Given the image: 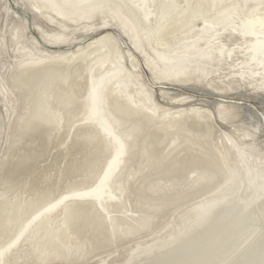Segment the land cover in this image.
Returning a JSON list of instances; mask_svg holds the SVG:
<instances>
[{"label":"bare ground","instance_id":"obj_1","mask_svg":"<svg viewBox=\"0 0 264 264\" xmlns=\"http://www.w3.org/2000/svg\"><path fill=\"white\" fill-rule=\"evenodd\" d=\"M32 19L36 21L31 22ZM96 19H101V22H96ZM48 26L58 29L50 31L52 29ZM32 31H36L38 36H33ZM27 34H30L31 39ZM0 63L5 65L13 79L16 78L17 85L22 84L14 88L13 79L7 78V81L3 80L4 76L0 77V95L6 97L7 93H12L10 98L15 99L17 105H21V101L25 103L22 112H17L13 118V124L16 123V129L19 130L15 144L25 142L22 147L28 153L25 152L28 156L24 160L18 158L10 166L5 161L4 167L2 165L0 168V179L11 176L8 180L13 183H10L13 187L14 178L17 179L16 170L23 165L24 169L30 168L32 165L29 162L36 159L33 176H18L24 186L34 179L37 184L35 187L39 190L50 178V175L45 174H52V171L51 176H54L55 171L59 172L57 177L50 178L55 186L58 182L63 183V188L83 185L68 189L70 191L46 200L47 203L43 200L48 192L42 191L37 201L33 202L41 203L39 206L36 204V207L27 202L35 208V213L32 216V213H28L30 219L23 222L16 230L18 232L12 234L6 243L1 239L8 237V231L13 226L8 220L11 207L18 206L17 202H20H9V197L7 199L5 195L7 202L2 199L6 204L2 212L6 216L0 219V264H34L36 260L30 262L32 253L36 255L34 259L41 263H65L147 227V234L154 235L155 240L150 243L145 240V244L140 241L141 236L134 235L143 245L136 244L139 243L136 240V247H129L131 250L128 252L131 253L122 263H118L129 264L143 253L191 238L197 239L210 224V227H215L219 223L216 219L235 205L240 206V212L252 218V224L257 227V237L264 236V225L254 223L258 218L255 212L264 204V116L233 96L248 92V97H258L264 102V0H0ZM76 79H81L78 87H70ZM174 85L193 87L216 98L174 95ZM24 89L27 94L22 96L20 93L21 90L25 93ZM157 90L166 104L192 103L181 109L163 106L156 99ZM125 102L133 107L124 106ZM203 103L211 106L203 109ZM12 104L8 105V109ZM81 106L83 112H79L83 116L78 114L79 118L70 124L68 118L77 114ZM68 111H71L68 118L64 117ZM137 114L141 115L140 120L131 121L132 116L134 120ZM29 120L34 121L30 123ZM241 121L245 122L246 127L240 124ZM150 124L157 129L158 125L178 127L177 131L172 129L176 133L165 144L160 157H154L155 154L149 148L151 142L146 140L150 134L147 135L144 130ZM224 125L231 129L223 130ZM164 128L159 132L164 131ZM157 143L160 145V142ZM99 144L104 146L101 149L103 153L108 150V156L111 153L108 160L103 159L106 161L104 165L101 162L102 170L98 167L101 160L95 159L97 151L101 153ZM54 151L60 152L62 162L68 167L62 169L60 164H47ZM183 151L187 152L195 165L192 170L186 166L184 170L190 172L183 176L186 177L185 181L192 178L190 181L195 182L199 179L195 182L198 186L196 191H193V187L191 190L186 182L184 186L187 185L191 191L184 190L179 192L180 195H175L180 186L179 167L176 171L168 168L167 173L159 172L161 175L157 180L155 175L153 182L143 183V187H139L138 183V188L132 186V179L142 175L139 172L150 171L158 163L165 165L169 161L170 164V158ZM44 153L47 155L40 158ZM7 155L4 157L7 158ZM135 155H138L136 164ZM183 155L178 156L180 161L186 160L187 155ZM7 166L9 169L6 170ZM92 166L100 172L94 171ZM86 167L90 168H87L89 171L77 176ZM62 172L64 174L60 176ZM219 172L220 181L217 183L214 175ZM145 179L142 177L138 180L147 181ZM90 180L93 183L88 186ZM212 180L219 190L212 192L210 189L212 193L200 203L197 201V205L185 201L188 206L184 208L181 202L182 208L178 207L181 205L180 198H184L182 195L191 194L188 196L190 200L194 192L197 194L201 190L199 187ZM129 182L137 189L133 190L130 186L133 195L127 193ZM86 183L88 187L84 186ZM7 186L10 188L9 184H4V188ZM207 189L205 187V191ZM171 192L172 196L165 197V193L170 195ZM202 194L205 196L207 193ZM158 199H164L165 202ZM176 200L179 205L176 203L178 206H173ZM129 203L135 209L132 208L130 212H138L134 216L129 213L131 221L126 215ZM25 206L23 208L26 210L30 207ZM166 210H169L171 217H179L178 227L172 226L174 221L171 225L169 220L161 219ZM115 211L120 214L112 215ZM55 216L59 221L53 227L42 224L44 218ZM64 222L65 229L59 231L58 224ZM41 228L45 231L41 237H45L46 241L37 242L34 238ZM193 231H196L195 234L189 238ZM81 236L84 238L80 240ZM70 239H73V243H69ZM30 243L33 244L31 254L26 249Z\"/></svg>","mask_w":264,"mask_h":264},{"label":"rangeland","instance_id":"obj_2","mask_svg":"<svg viewBox=\"0 0 264 264\" xmlns=\"http://www.w3.org/2000/svg\"><path fill=\"white\" fill-rule=\"evenodd\" d=\"M15 22H18L17 21V19H15L14 20ZM14 21H13V23H14ZM36 21V19H32L31 20V22H35ZM96 22H101V19H96ZM48 28H51L52 30H50V31H54V30H57L58 28H56L55 26H48ZM33 36H38V33L36 32V31H32V33H31ZM27 36L29 37V39H31V36H30V34H27ZM120 37V36H119ZM121 39V38H120ZM122 40V39H121ZM123 43V42H122ZM2 64L0 63V66H1ZM5 65H2L1 67H0V73H1V71H3L4 70V72H2L0 75V77L2 78L3 76H4V78H3V80H7L8 81V79H13V75H11L10 76V72L8 71V73H7V71H6V69H5V67H4ZM2 67H4V68H2ZM1 69H3V70H1ZM33 71H35V70H33ZM6 73L8 74V75H6ZM6 77V78H5ZM0 78V79H1ZM8 78V79H7ZM80 80L81 79H76V81L74 82H71V86L70 87H78V84H79V82H80ZM11 80H9V82H10ZM15 81H17L16 80V78H14L13 79V85H14V88H15V86L17 85L16 84V82ZM15 82V83H14ZM76 83V84H75ZM32 84V83H31ZM17 86H22V84H18ZM32 86H33V84H32ZM176 85H174L173 87H174V89H173V91H175L174 92V95H181V94H184V95H187V96H191V95H193V96H197V97H207V98H213V99H215L216 98V96H207L208 94L207 93H205V92H202V91H197V89H193V87H186V86H183V87H181V86H179V85H177L178 87H175ZM69 87V86H68ZM68 87H66L67 88V90L70 88H68ZM187 88V89H186ZM194 88H197V87H194ZM6 89H8V88H6ZM25 90V93H23L24 91L23 90H21V92L23 93H20L22 96L23 95H26L27 93H26V89H24ZM11 94L12 93H10V94H6L9 98L8 99H10V100H8V99H6L7 98V96L5 97V96H1L0 95V98L2 97L4 100L3 101H6V102H4L3 103V101H2V98L0 99V168L2 167V165H3V163L5 162V161H8V165L10 166V163H12V162H16V160L18 159V158H21V160H22V158H23V160H24V157L26 158V156H28V155H25L27 152L26 151H24V150H26L24 147H22L23 146V144L25 143V142H20V144L18 145V144H15L17 141H16V137H17V135L16 134H18V132H19V130L18 129H16L17 127H16V123H14L13 124V118H15V116H16V114H17V112H22V109H23V107H24V104L25 103H22V101H21V105H17V102L15 101V99L13 100V98H10V97H12L11 96ZM202 94V95H201ZM184 95H182V96H184ZM248 95H249V93L248 92H246V94H245V92L242 94V95H233L234 97H236V99H238V100H242V101H245L249 106H251L252 107V109L255 111V112H257V113H263V116H264V102L262 101V100H260L258 97H248ZM21 97V96H20ZM26 98L28 99V97L26 96ZM257 98V99H256ZM29 99H30V97H29ZM156 99L163 105V106H166V107H173L174 109H181V108H186V107H188V105L190 106V104L192 103V102H189V103H187V101H184V102H178L177 104L175 103V104H166V102L160 97V93H159V90H157V97H156ZM227 99V98H226ZM259 99V100H258ZM12 100V101H11ZM9 101H11L10 103H9ZM9 103V104H8ZM184 104V105H180V104ZM10 105V104H12L11 106L13 107V109L11 108V106H9V109H8V105ZM16 106H15V105ZM119 105L120 104H122V101L120 102V103H118ZM124 104V106H127V107H129V106H132L133 107V105H131V104H129L128 102H125V103H123ZM204 104V105H203ZM203 104H201V105H203L202 107H203V109L205 108V107H208V106H211V105H209V104H207V103H203ZM129 105V106H128ZM5 106H7V107H5ZM16 107V110H15V107ZM5 107V108H4ZM82 108L81 109H77V111H78V113L76 114V113H74V115L71 117V118H68L67 117V115H69L70 113H71V111L69 112L68 111V113H64V117H67L68 119H69V121H70V124H72L73 123V121L75 120V118L77 119V118H79V115L78 114H80V112H83V106H81ZM7 108V109H6ZM5 109V110H4ZM10 109H11V111H10ZM14 110V111H13ZM84 110H87V109H85L84 108ZM9 111L12 113H9ZM33 111V110H32ZM80 111V112H79ZM5 112V113H4ZM8 112V113H7ZM114 112V114L115 113H117V112H115V111H113ZM2 113V114H1ZM83 114V113H82ZM82 114H80L81 116H83ZM118 115H120L119 113H117ZM10 115V116H9ZM78 115V116H77ZM135 116H136V118H135ZM134 116V120H133V116H132V119H131V121H134V122H136V119L137 120H140V117H141V115H139V114H137V115H135ZM137 116H139V117H137ZM60 117H63V115H60ZM12 118V119H11ZM58 118V117H57ZM3 119V120H2ZM248 120H250V119H248ZM34 120H29V122L31 123V122H33ZM244 123V124H243ZM240 124H242L243 126H245L246 127V124H245V122L244 121H241L240 122ZM13 125H15V126H13ZM75 125V124H74ZM76 126V125H75ZM161 126V125H160ZM159 125H158V129H157V127L156 126H154V125H149L148 127H146L145 126V132H146V134L148 133V134H150L148 137L150 138V139H148V137H147V139L146 140H148V141H150L151 143L149 144V148L150 149H152V152H153V154H155L154 155V157H160L162 154H163V152H164V147H165V144H167V143H169L170 142V138H172L173 136H174V134L176 133V131L178 130V127L176 128V127H170V126H162V127H160ZM149 127H151V128H149ZM152 127H154L156 130H153L152 129ZM163 127H165L164 128V131H163V133L161 134V132H159L161 129H163ZM149 128V129H148ZM160 128V129H159ZM170 128V129H169ZM225 128V129H224ZM74 129V128H73ZM152 129V131L151 132H149L150 130ZM169 129V131H167ZM172 129H176V131H173ZM222 129L223 130H226V129H231V128H229V127H226L225 125H224V127H222ZM83 130H85V129H83ZM166 130V131H165ZM156 131V132H155ZM174 133H173V132ZM144 132V133H145ZM164 132H166V133H164ZM173 133V135H172V133ZM147 134V135H148ZM166 134V135H165ZM168 135V136H167ZM140 136V135H139ZM156 136V137H155ZM158 136V137H157ZM165 136V137H164ZM172 136V137H171ZM161 138L162 139H164L163 141L161 140ZM70 140L69 141H71V137L69 138ZM141 139V138H140ZM26 141V140H25ZM68 141V140H67ZM157 142H160V145H158V143ZM14 143V144H13ZM23 143V144H22ZM70 143V142H69ZM12 145H14V146H12ZM51 145V144H50ZM100 146H101V148H100V146L98 147L99 149H100V151H101V153L100 152H98L97 151V153H96V155H95V159L97 160L98 158H99V160H101L100 162H99V165H98V167L100 168V165L102 164L101 162H103V165L105 164V160H108V158L110 157V154H109V156H108V151H106L105 153H103L102 152V150L104 149H102V146L103 145H101V144H99ZM155 145V146H154ZM196 146V145H195ZM201 146V145H200ZM199 145H197V147H200ZM104 147V146H103ZM157 147V148H156ZM24 148V149H23ZM148 148V149H149ZM22 149V150H21ZM98 149V150H99ZM102 149V150H101ZM156 150V151H155ZM23 153V154H21V152ZM26 152V153H25ZM41 152H43V151H41ZM184 152V153H183ZM183 152H181L180 154H178L177 156L176 155H174L172 158H170V164H169V161H167L166 163H165V165L164 164H162V163H158L157 165L160 167V165H161V167L158 169V168H156V166H154V167H152V169L153 170H155V168L157 169V170H155L158 174H154V173H156V172H154V171H152V169L150 170V171H145V172H139V174L141 175H143V174H147L148 172L150 173H148L147 175L145 174L144 176H142L143 177V180H144V178H146L145 180H147V181H139L138 179H142V177L140 176V177H138V179H136L137 177L135 176V178H133L132 179V183L134 182L135 183V181H136V184H132L131 182H129V185H127V187L129 186H131V184H132V186L134 185V186H136L137 188H138V184H139V187H143V185L145 184V183H147V182H149V181H152L153 182V180H154V178H155V175H157L156 176V180H157V178L159 177V175H161L160 173H167L166 172V169L167 170H169L168 168H170V170H175L176 171V169H177V167H179V168H181V172H180V170H179V178H180V180H179V191L178 192H175V195L176 196H178V195H180L179 194V192L180 191H191V190H193L194 188V190L193 191H196V189H197V185H195V182H198L199 181V179H196V181L195 182H193V181H190L191 179H187L186 181H185V179H186V177H184V176H187V175H189V174H187V173H189L190 172V170H192L193 168L192 167H194L195 165L193 164V161H192V159L191 158H189V156L187 155V152L186 151H183ZM7 153H9L10 155H7ZM18 153V154H17ZM173 153H175V151L173 152ZM173 153H171V154H173ZM7 155V158H5L6 157V155ZM28 154V153H27ZM103 156H102V155ZM183 154H186L187 155V157H188V159H187V157H186V160H184V161H180L179 159V157H181V156H184ZM47 155V153H44L42 156H40V158H42V157H45ZM97 155H99V156H97ZM100 155H101V157H100ZM158 155V156H157ZM180 155V156H179ZM5 156V157H4ZM108 156V157H107ZM136 156V155H135ZM135 156H133V157H135ZM169 156H171V155H169ZM179 156V157H178ZM8 157H9V159H8ZM51 161L49 162V163H47L49 166H53V165H55V164H57V165H59L60 164V167H62V169H65V166H67L65 163H63L62 161L63 160H61L62 158L60 157V152L59 151H54L53 152V154L51 155ZM106 157H107V159H106ZM137 157H138V155L136 156V159H134V158H132L131 160H132V162L131 163H133V159H134V163L136 164V160H137ZM176 157V158H175ZM3 158V159H2ZM12 158V159H11ZM15 158V159H14ZM101 158V159H100ZM105 158V160H103ZM178 158V159H177ZM5 159V160H4ZM6 159H8V160H6ZM175 159V160H174ZM3 160V161H2ZM26 160V159H25ZM11 161V162H10ZM105 161V162H104ZM175 161H176V163L177 164H175ZM179 161V162H178ZM188 161V162H187ZM192 161V162H191ZM190 162V164H188ZM33 163H36V159L35 160H33V161H31V162H29V164L30 165H32L30 168H26L25 167V169L24 168H22L23 166H21V167H19L16 171H17V179H15L14 178V186L12 187V182H9V180H8V178H11V176H8V178H6V179H0V181L2 182V183H4L5 185H7V184H9V186H10V188L7 186L6 188L8 189V191H7V189L6 188H4V184H1V182H0V186H1V189H0V204H2V208L0 207V213H2L1 215H0V219L2 218V219H4L5 218V216H6V213H3L2 212V210L4 209V205L6 206V204L5 203H3L4 201L3 200H5L4 199V197H5V195L7 196L6 198L8 199V197H9V199L8 200H10L9 202H11L12 200H13V203L14 202H16L17 200H19V202L20 203H18L17 202V204H18V206L17 205H13L12 203V212L9 214V219L8 220H11L10 221V223L13 225L12 227H11V229H9V231H8V233L10 232V234H8V237L6 236V237H3L1 240L2 241H4V243H6L7 241H8V239L10 238V237H12V234H16L18 231H16V230H19V228L24 224V223H26V221L27 220H29L30 219V216H32L33 215V213H35V208L34 207H36V206H39L40 204H35V203H33V202H36L37 201V198H38V194H41V193H43L42 191H44V192H46V194H47V192H48V194L45 196V198L46 199H44L43 201H45V203H47V201H49V200H52L53 198H55L56 196H58L60 193H62V192H65V191H70V190H73V189H76V188H80V187H83V185H74V187H76V188H74V187H72V186H70L69 188L66 186V187H64L63 188V186H62V182L60 183V182H58V183H60V184H56V186H55V184L53 183V182H50V181H52L51 179L53 178H55L54 176H56L57 177V174L59 173V172H54V176H51V175H53V171H52V174H45V176L47 175H50V178L48 179L47 178V181H46V183H44V184H42L40 187L42 188V190H41V188L39 187V190L35 187L37 184H35V182H34V179H32L29 183H27V184H25V186H27V188L22 184V181L19 179V175L20 176H28V175H31V176H33V174H34V172H35V169H33L34 167H33ZM182 163V164H181ZM184 163V164H183ZM42 165H43V163H41ZM130 164V163H129ZM128 164V165H129ZM167 164V165H166ZM173 164V165H172ZM37 165V164H36ZM170 165V166H169ZM172 165V166H171ZM177 165V166H176ZM182 165V166H181ZM188 165H189V167H188ZM192 165V166H191ZM9 166H7V167H5L6 168V170L7 169H9L8 167ZM185 166V167H184ZM186 166H187V169L188 168H191L190 170H189V172H188V170L186 171V170H184V169H186ZM3 167H4V165H3ZM68 167V166H67ZM91 167V166H90ZM93 167V166H92ZM101 167H102V165H101ZM166 167V168H165ZM182 167H183V170H184V172H183V170H182ZM22 168V169H21ZM90 169L89 167H86V168H82V170H80L79 172H81L80 174H78L77 173V176H79V175H82V173H85L86 172V170L87 171H89L88 169ZM94 168V171L95 170H97L98 168H96V167H93ZM103 168V167H102ZM102 168H100L101 170H102ZM128 168V167H127ZM126 168V169H127ZM164 168V169H163ZM171 168H173V169H171ZM175 168V169H174ZM84 169H85V171H84ZM160 169H162L161 171H160ZM43 170V169H42ZM1 171V170H0ZM84 171V172H83ZM97 172L99 173L100 171L99 170H97ZM154 172V173H153ZM160 172V173H159ZM187 172V173H186ZM221 172V171H220ZM216 173V175H214V178H215V180H216V182L218 181H220V180H218V178H219V174H221V173ZM181 173H182V175H181ZM62 174H64V172H62L61 174H60V176L62 175ZM185 174H187V175H185ZM1 175V174H0ZM130 175V174H129ZM154 175V176H153ZM184 175V176H183ZM35 176V175H34ZM137 176H138V174H137ZM149 176H150V178H149ZM216 176H218L217 177V179H216ZM154 177V178H153ZM182 177V178H181ZM0 178H1V176H0ZM76 178V177H75ZM149 178V179H148ZM214 178H213V180H214ZM136 179V180H135ZM151 179V180H150ZM68 180H71V179H68ZM211 181V183H210V181H206L205 183H207L206 185L204 184V186H202V187H199V189H201V190H199L200 192L203 190L204 192H202V193H204L205 194V192L207 193V194H205V196H203V194L202 193H199V191H197L196 193L197 194H195V192L192 194V195H194L193 197H191L190 198V200H189V198H188V196H191V194H188V196H187V194H185V195H182V196H184V198L183 197H181L180 198V203L181 202H183L184 203V205H183V203H181V205H179V203H178V200H176L175 201V203H174V205L173 206H176L177 204L179 205H177L178 207H180L181 206V208H182V205L184 206V208H185V206H188L189 204H191V205H194V203H195V205H197V203L199 202H201L202 201V199H204V197L206 198V196H209V194L210 193H212L213 192V190L215 191V190H219V189H217L218 188V186H217V184L216 183H214V181ZM4 181H6V182H4ZM17 181V182H16ZM183 181H185V182H183ZM190 181V182H189ZM21 182V183H20ZM186 182H188V183H186ZM217 182V183H218ZM10 183H12V184H10ZM88 183V182H87ZM87 183L86 184H84V186H86L87 185ZM92 183H93V180H90V182L88 183V186H90V185H92ZM138 183V184H137ZM142 183V184H141ZM144 183V184H143ZM183 185H182V184ZM184 183H186L189 187H190V189L193 187V189H191V190H189V187L187 188L186 186H184ZM191 183L192 184H194V185H192V186H190L191 185ZM210 183V184H209ZM50 184H51V186H50ZM54 184V185H53ZM190 184V185H189ZM18 185H20V186H18ZM142 185V186H141ZM208 185H209V187H208ZM210 185H213V186H210ZM17 186V187H16ZM21 186H22V189H20L21 188ZM32 186H34V187H32ZM59 186V187H58ZM80 186V187H79ZM88 186H86V187H88ZM131 186V187H132ZM3 187V188H2ZM12 187V188H11ZM55 187V188H54ZM71 187H72V189H71ZM128 188L130 191H128V189H127V193H128V195H130L132 192V188H133V190L134 189H136V187L134 188V187H132V188ZM184 187H186V189H184ZM204 187V188H203ZM205 187H206V189H207V187H208V191L206 190L205 191ZM211 187V188H210ZM217 187V188H216ZM16 188H17V190H16ZM56 188H58V189H56ZM183 188V189H182ZM3 189V190H2ZM4 189L6 190V191H4ZM45 189V190H44ZM60 189V190H59ZM68 189H70V190H68ZM210 189H211V191L212 192H209L210 191ZM3 192H2V191ZM12 190V191H11ZM25 190H27V191H25ZM33 190V191H32ZM137 190V189H136ZM32 191V192H31ZM38 191V192H37ZM41 191V192H40ZM58 191V192H57ZM2 192V193H1ZM4 192H6V193H4ZM26 192V193H25ZM55 192H56V194H55ZM4 193V194H3ZM14 193V194H13ZM9 194V195H8ZM11 194V195H10ZM170 195H168V193H165V197H167V196H172V192L171 193H169ZM199 194V195H198ZM1 195H4V196H1ZM14 195V196H13ZM131 195H133V194H131ZM174 195V196H175ZM203 197H202V196ZM13 197V198H11V197ZM18 196V197H17ZM29 197V199H28V197ZM164 196V194H162V196L161 197H163ZM173 196V197H174ZM2 197V198H1ZM18 198V199H14V198ZM23 197V198H22ZM40 197V196H39ZM50 197V198H49ZM200 197V198H199ZM30 198H31V200H30ZM36 198V199H35ZM131 197H129V199H130ZM187 200H186V199ZM3 199V200H2ZM25 199V200H24ZM27 199V200H26ZM179 199V198H178ZM184 200V201H182V200ZM196 199V201L194 202V200ZM201 199V200H200ZM2 200V201H1ZM47 200V201H46ZM160 202H165L164 201V199H163V201H161L160 199H158ZM6 201V200H5ZM24 201V203L26 204L27 202H31L30 203V205L31 206H33V204H34V207H31L30 205H29V203H27L26 204V206L25 205H23L24 203H22L21 204V202H23ZM42 201V202H43ZM159 201H157L159 204H160V202ZM167 201V200H166ZM185 201H189V202H191V203H185ZM198 201V202H197ZM7 202V201H6ZM193 202V203H192ZM44 203V202H43ZM44 203V204H45ZM177 203V204H176ZM198 203V204H199ZM20 204V205H19ZM176 204V205H175ZM186 204H188V205H186ZM36 205V206H35ZM161 205H163V204H161ZM25 206V208L27 207L28 208V206H30L27 210L26 209H24L23 207ZM164 206V205H163ZM163 206H161V207H163ZM14 207V208H13ZM21 207V208H20ZM128 207H130V208H128V210H129V212H128V210L126 209V212H128L126 215H128V219L130 218V216H129V213L131 214V216H134L136 213V215H138V212H136V211H134V212H130V210L131 211H133V210H135L134 209V207L129 203L128 204ZM23 208V209H22ZM31 208V209H30ZM34 208V209H33ZM39 208V207H38ZM132 208H133V210H132ZM235 208V209H234ZM262 208H264V204L263 205H261V206H259L258 207V210L255 212L256 213V215H257V220L254 222L255 224H257V225H261L262 226V224L264 225V216H263V214H264V209H263V212H262ZM21 209V210H20ZM34 210V212H33V210ZM37 209V208H36ZM29 210H31V211H29ZM170 210V209H169ZM169 210H166L165 212H164V214H163V216L164 217H162L161 219L162 220H169L170 222H171V225H172V223H173V221H174V225H172L173 227H178V225H179V223H180V220L178 221L177 219L179 218H175V217H171V215H169ZM240 210V206L239 205H235V206H233V207H231L230 209H227V210H225L223 213H222V215L218 218V219H216V221L217 222H219V223H217L216 225H215V227L213 226V227H210L211 226V224L208 226V228H207V230L201 235V236H199V237H197V239H192L191 237L195 234V232L196 231H193L192 232V234L190 235V237L189 238H191V239H189V241L187 242L186 240L185 241H182V242H180L179 244H177V243H175V244H171V245H169L168 247H164V248H160V249H155L154 251H151V252H146V253H143V254H141V255H138V256H136L129 264H264V236H262V237H260V238H258L257 236V233H258V231H257V227H256V225H254V224H252V218L251 217H249L247 214H245V213H243V212H240L239 211ZM22 211V212H21ZM236 211V212H235ZM32 213V214H30V213ZM120 212V211H119ZM169 212V213H168ZM20 213V215H18ZM30 214V216H28L29 214ZM225 213V214H224ZM229 213V214H228ZM263 213V214H262ZM15 214V215H14ZM23 214H25L26 216H24ZM112 215L114 214V215H119L120 213H118V212H116L115 211V213L114 212H112L111 213ZM262 214V215H261ZM14 215V216H13ZM245 215V216H244ZM260 215V216H259ZM10 216H12V217H10ZM179 216V215H178ZM227 216V217H226ZM244 216V217H243ZM20 217V218H19ZM24 217V218H23ZM170 217V218H169ZM56 218V219H55ZM55 218L53 217H51V218H49L48 217V219L47 218H44L43 219V221H42V224L43 225H49L50 224V226L51 227H53L55 224H57V222L59 221V218H57V216H55ZM168 218V219H167ZM172 218H173V220H172ZM224 218V219H223ZM226 218V219H225ZM230 218L232 219V220H230ZM248 218V219H247ZM251 218V219H250ZM184 219V218H183ZM182 219V220H183ZM21 220H23L22 222H20ZM46 220V221H45ZM52 220H54V224H53V221ZM130 221H131V218L129 219ZM181 220V221H182ZM244 220V221H243ZM249 220V221H248ZM13 221V222H12ZM57 221V222H56ZM225 221H226V223H225ZM0 222H1V220H0ZM3 222H4V220H3ZM24 222V223H23ZM221 222V223H220ZM227 222H228V224H227ZM245 224H244V223ZM14 223V224H13ZM16 223V224H15ZM62 223V222H61ZM61 223H59L58 224V230L59 231H63V229H65V227H66V222H64L63 224H61ZM234 223V224H233ZM17 224H18V226H17ZM21 224V225H20ZM225 224L227 225V226H225ZM62 227H61V226ZM188 225V224H187ZM187 225H186V227H187ZM222 225H223V227H222ZM248 225V226H247ZM171 226V227H172ZM19 227V228H18ZM60 227V228H59ZM226 227H228V228H226ZM245 227V228H244ZM18 228V229H17ZM62 228V229H61ZM224 228V229H223ZM233 228V229H232ZM242 228V229H241ZM13 229V230H12ZM15 229V230H14ZM42 229V228H41ZM40 229V232H38L35 236H36V238H34V239H36V241L37 242H41V241H46L45 240V237H41L42 236V234H43V232H44V235H45V231L42 229L41 230ZM221 229V230H220ZM227 229V230H226ZM142 230L143 229H141V231H137V232H135L134 234H127V236H125V237H123L122 236V238L121 239H123L122 241H121V239H118V240H116L117 242L115 243V241L110 245V244H108V248L106 247V246H103V248L101 247H99V249L98 248H94V249H92V250H94L93 251V253H92V250H90V251H88V252H86V253H84V255L82 254V255H79V256H77L75 259H73L74 261H75V263H73V260H68V261H66L65 263L63 262H61L62 264H77L78 263V261H79V263L78 264H118V263H122V261H124V259L127 257V255H129L128 253H131V252H128V251H130L131 249H129V247H131L132 245H135L134 247H136V244H139V245H143L141 242H143V243H145V240H146V243H150L151 242V240L153 241V240H155V238H154V235H150V234H147V227L145 228V230H143V231H145V232H142ZM215 230V231H214ZM218 230H219V233H217L218 232ZM226 230V231H225ZM237 230V231H236ZM86 231H88L87 233H89V229H87ZM94 231V227L92 228V232ZM189 231H190V229H189ZM204 231V230H203ZM222 231V232H221ZM235 231V232H234ZM249 231V232H248ZM142 232V233H141ZM228 232V233H227ZM239 232V233H238ZM254 232V233H253ZM163 233V232H162ZM161 233V234H162ZM226 233V234H225ZM229 233H231V234H229ZM233 233V234H232ZM252 233V234H251ZM138 234V235H137ZM146 236H145V235ZM190 234V233H189ZM188 234V235H189ZM216 236H215V235ZM222 234V235H221ZM242 234V235H241ZM129 235V236H128ZM131 235H133V237L131 236ZM134 235H136V236H141V238H139L140 239V241L141 242H139V240L137 239V237H134ZM150 235V236H149ZM212 235V236H211ZM228 235V236H227ZM232 235H233V237H232ZM130 236H131V238H130ZM142 236H143V239H142ZM144 236H145V238H144ZM239 236V237H238ZM251 236V237H250ZM128 237H129V239H128ZM156 237V236H155ZM205 237V238H204ZM213 237V238H212ZM217 237V238H216ZM221 237V238H220ZM228 237H229V239H228ZM238 237V238H237ZM84 238V236H81V238H80V240L81 239H83ZM125 238V239H124ZM153 238V239H152ZM207 238V239H206ZM251 238V239H250ZM88 239H89V236H88ZM150 241H149V240ZM213 239V240H212ZM245 239V240H244ZM250 239V240H249ZM71 241H69V243H73L72 242V240L73 239H70ZM120 240V241H119ZM134 240V241H133ZM139 242V243H136L137 241ZM232 240V241H231ZM249 240V241H248ZM263 240V241H262ZM89 241H91L92 242V240H90L89 239ZM88 241V242H89ZM126 241H128V242H126ZM214 241V242H213ZM243 243H242V242ZM1 242V241H0ZM48 242H50V240H48ZM91 242H89V243H91ZM121 242H122V244H121ZM124 242V243H123ZM133 242V243H132ZM136 244H135V243ZM208 242V243H207ZM218 242V243H217ZM261 242V243H260ZM35 243V242H34ZM88 243V244H89ZM145 243V244H146ZM225 243V244H224ZM228 243V244H227ZM240 243H241V245H240ZM259 243V244H258ZM121 244V245H120ZM127 244V245H126ZM129 244H131V245H129ZM187 244V245H186ZM217 244V245H216ZM223 244V245H222ZM230 244V245H229ZM29 245H31V246H29ZM90 245V244H89ZM91 245H92V243H91ZM208 245V246H207ZM263 245V246H262ZM52 245L50 244V247H51ZM111 246V247H110ZM118 246H120L121 247V250L119 249L120 247H118ZM125 246H127L128 248H126ZM221 246H223V247H221ZM115 247V248H114ZM133 247V248H134ZM262 249H261V248ZM32 248H33V244H28V246H26V249H29L28 250V252L30 253V251H31V253H32ZM112 248V249H111ZM124 248H125V250H124ZM223 250H222V249ZM225 248V249H224ZM31 249V250H30ZM99 251H98V250ZM106 249V250H105ZM110 249V250H109ZM115 249H116V251H115ZM198 249V250H197ZM201 249V250H200ZM205 249V250H204ZM102 250V251H101ZM105 250V251H104ZM110 252H108V251ZM119 251V253H118V251ZM226 250V251H225ZM237 250V251H236ZM113 251H115V253L113 252ZM123 251H125V252H122ZM188 251V252H187ZM195 251V252H194ZM204 251V252H203ZM224 251V252H223ZM228 251V252H227ZM90 252V255L88 254ZM100 252H102V253H100ZM104 252V253H103ZM107 252V253H106ZM159 252V253H158ZM191 252V253H190ZM194 252V253H193ZM208 252V253H207ZM212 252V253H211ZM263 252V253H262ZM30 253V254H31ZM98 253H100V254H98ZM155 253H157V254H155ZM222 253V254H221ZM80 254V253H79ZM109 254V255H108ZM119 254H121V255H119ZM220 254V255H219ZM232 255V256H231ZM36 255H34L33 253H32V256H30V257H33V258H31L30 259V262H33L34 260H38V259H34V258H36L35 257ZM81 256V257H80ZM86 256V257H85ZM89 256V257H88ZM105 256V257H104ZM125 256V257H124ZM160 256V257H159ZM176 256V257H175ZM223 256V257H222ZM124 257V258H123ZM202 257V258H201ZM207 257V258H206ZM228 257V258H227ZM77 258H78V260H77ZM97 258H98V261H97ZM122 258H123V260H122ZM160 258V259H159ZM221 258V259H220ZM224 258V259H223ZM84 259V260H83ZM88 260V261H86V260ZM211 259V260H210ZM77 260V261H76ZM83 260V261H82ZM118 260V261H117ZM167 260H169V261H167ZM227 260V261H226ZM34 262V264H36L37 262V264H61L60 263V261H49L48 263L47 262H44V263H41V261H37V262ZM70 261V262H69ZM93 261H94V263H93ZM100 261V262H99ZM101 261H104V262H102L101 263ZM187 261V262H186ZM56 262V263H55ZM111 262V263H110ZM212 262V263H211Z\"/></svg>","mask_w":264,"mask_h":264}]
</instances>
